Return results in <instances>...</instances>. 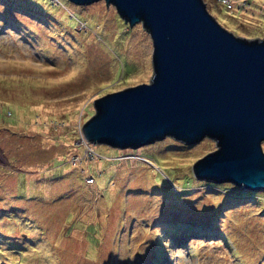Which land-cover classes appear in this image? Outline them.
I'll return each mask as SVG.
<instances>
[{
  "label": "rangeland",
  "instance_id": "374dc122",
  "mask_svg": "<svg viewBox=\"0 0 264 264\" xmlns=\"http://www.w3.org/2000/svg\"><path fill=\"white\" fill-rule=\"evenodd\" d=\"M205 2L236 34L264 37V0ZM151 52L104 0H0V233L24 251L0 239V264H264V189L192 174L213 140L85 147L93 100L148 82Z\"/></svg>",
  "mask_w": 264,
  "mask_h": 264
},
{
  "label": "water",
  "instance_id": "95a60500",
  "mask_svg": "<svg viewBox=\"0 0 264 264\" xmlns=\"http://www.w3.org/2000/svg\"><path fill=\"white\" fill-rule=\"evenodd\" d=\"M104 1L149 34L152 74L95 98L84 141L127 149L210 139L216 148L191 166L196 179L264 189V37L231 31L205 0Z\"/></svg>",
  "mask_w": 264,
  "mask_h": 264
},
{
  "label": "trees",
  "instance_id": "16d2710c",
  "mask_svg": "<svg viewBox=\"0 0 264 264\" xmlns=\"http://www.w3.org/2000/svg\"><path fill=\"white\" fill-rule=\"evenodd\" d=\"M89 114H90V113H89ZM72 124H73V123H72ZM72 124H70V126H71V129H70V130H72ZM73 125H74V124H73ZM75 125H76V122H75ZM68 126H69V124H68ZM70 130H68V131H70ZM75 130L77 131V128H75ZM65 131H66V130H65ZM66 132H67V131H66ZM70 134L73 135L74 133L71 131ZM193 180H196V179L194 178ZM193 180H192V182H193ZM211 183H214V182H211ZM191 184H192V183H191ZM214 184H221V183H214ZM225 184H229V183H225ZM183 187H185V185H184ZM235 190H237V191H235V192H236L238 195H239V193H241V191L238 190V187H237V186H236ZM249 192H251V191H249ZM246 194H248V192H247ZM246 194H242V195H246ZM240 196H241V195H240ZM258 196H259V195H258ZM0 213H4V211L0 210ZM18 217H19V216H18ZM67 218H69V219H70V218L73 219L74 217H72V216H68ZM75 222H76V219H74L72 222H69V223H70V225H71V224L74 225ZM91 225H93V224H91ZM89 231L95 235V239H96V240H95L94 244L97 245V242H98L97 239L99 240V238L103 235V233L100 231V232L97 234L96 231H94L92 227L89 228ZM164 233H167V230H164L163 232L160 233L162 237L165 236ZM20 234H22L23 236H25V240H28V237H29V233H28V232L23 231V232L20 233ZM0 236H1L0 239H1L2 241H4L5 243H7V245L11 246V248H12L13 250L16 251L15 255H19V256H21L22 254H24V251L20 249V245H16L14 242H9L8 240H6L5 235H4L3 233H0ZM89 237H90L91 239H93V235H92V234L87 235L86 238H89ZM90 244L93 246V241H91ZM0 246L3 247L4 244H1ZM26 247H31V246H30V244H28V245H26L24 248H26ZM93 250H95V249H93ZM5 251H7V250L3 248V251L0 250V254H1L2 252L4 253ZM10 253H11V251L8 250V254H10ZM95 254H96V252L93 251L92 256H93V255L95 256Z\"/></svg>",
  "mask_w": 264,
  "mask_h": 264
},
{
  "label": "clouds",
  "instance_id": "9594fccd",
  "mask_svg": "<svg viewBox=\"0 0 264 264\" xmlns=\"http://www.w3.org/2000/svg\"><path fill=\"white\" fill-rule=\"evenodd\" d=\"M222 4H224V5H226V7L227 8H229V9H231V8H234L233 7V4H232V0H219ZM79 123L81 124V122L79 121ZM82 135V134H81ZM203 140H205V139H203ZM177 142H179V141H177ZM179 143H181V144H183L184 145V143H182V142H179ZM84 145H85V147H86V145H88V147H91L90 148V150H91V153H95L96 154V152H95V150H94V145L93 144H88V143H86L85 141H84ZM94 179H96L95 177H93ZM200 180V179H199ZM206 181V180H205ZM210 182H212V181H210ZM215 183V182H214ZM223 183H229V182H223ZM235 186H237V185H235ZM237 187H239V186H237ZM241 188H243V187H241ZM243 189H245V188H243ZM245 190H249V189H245ZM250 191H252V192H256V190H250ZM205 227V226H204ZM166 230L165 228H163V226L161 227V230H160V233L161 232H163L164 230Z\"/></svg>",
  "mask_w": 264,
  "mask_h": 264
}]
</instances>
